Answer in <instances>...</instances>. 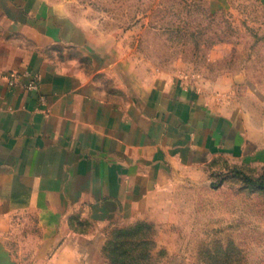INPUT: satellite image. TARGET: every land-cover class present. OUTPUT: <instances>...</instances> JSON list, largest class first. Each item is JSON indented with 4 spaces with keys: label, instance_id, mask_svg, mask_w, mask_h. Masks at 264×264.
<instances>
[{
    "label": "crops",
    "instance_id": "1",
    "mask_svg": "<svg viewBox=\"0 0 264 264\" xmlns=\"http://www.w3.org/2000/svg\"><path fill=\"white\" fill-rule=\"evenodd\" d=\"M87 35L49 0H0V264H16L9 244L23 241L40 245L36 257L101 242L105 259L115 221L162 211L184 180L243 163L244 117L195 88L130 85V65L125 77L100 65ZM27 73L39 93L9 86Z\"/></svg>",
    "mask_w": 264,
    "mask_h": 264
},
{
    "label": "rangeland",
    "instance_id": "2",
    "mask_svg": "<svg viewBox=\"0 0 264 264\" xmlns=\"http://www.w3.org/2000/svg\"><path fill=\"white\" fill-rule=\"evenodd\" d=\"M49 1L86 28L100 65L117 62L124 77L130 65V85L195 88L245 121L243 163L184 180L162 211L115 221L102 237L108 264H264V3ZM9 245L16 264H107L101 242L83 243L90 251L78 257H36L37 243Z\"/></svg>",
    "mask_w": 264,
    "mask_h": 264
},
{
    "label": "built area",
    "instance_id": "3",
    "mask_svg": "<svg viewBox=\"0 0 264 264\" xmlns=\"http://www.w3.org/2000/svg\"><path fill=\"white\" fill-rule=\"evenodd\" d=\"M24 78L27 79V83L24 85H21L19 81V76H13L9 82V86L11 88H17L21 87L31 92H40V78L38 75L34 73H27L24 75ZM41 101L44 102L45 98L40 97Z\"/></svg>",
    "mask_w": 264,
    "mask_h": 264
},
{
    "label": "trees",
    "instance_id": "4",
    "mask_svg": "<svg viewBox=\"0 0 264 264\" xmlns=\"http://www.w3.org/2000/svg\"><path fill=\"white\" fill-rule=\"evenodd\" d=\"M108 244H110L109 238L106 240L105 246H107ZM103 255H104V258H105V260H106V262L108 264L110 262V257H109V255H108V253L106 251V247H104V246H103Z\"/></svg>",
    "mask_w": 264,
    "mask_h": 264
}]
</instances>
